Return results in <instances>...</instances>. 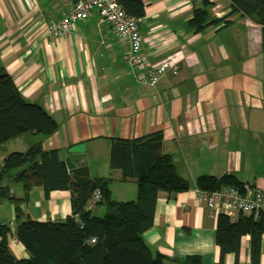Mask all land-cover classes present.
Masks as SVG:
<instances>
[{
	"label": "crops",
	"instance_id": "0c3cea01",
	"mask_svg": "<svg viewBox=\"0 0 264 264\" xmlns=\"http://www.w3.org/2000/svg\"><path fill=\"white\" fill-rule=\"evenodd\" d=\"M202 1L143 0L141 53L152 63L170 64L155 86L127 73V43L97 14L77 21L65 36L50 37L51 25L69 11L68 0H0V66L25 99L56 120L58 129L44 139V150H58L65 163L72 154H84L90 178L107 179L115 200L136 199L138 185L111 165V140L163 132L164 152L172 155L190 188L161 191L153 226L143 234L151 254L163 255L162 264H190L191 256L202 264H264V232L260 241L242 235L239 252L222 256L219 215L196 198L200 175L233 174L245 187L264 191L261 26L237 13L227 26L195 32L189 21ZM213 1L217 17L231 11L228 0ZM39 138L29 133L7 141L0 146V161ZM10 185L15 197H26L22 183ZM16 203L25 208L13 210ZM0 208V223L14 222L8 234L11 251L28 258L16 237L19 210L23 219L65 220L72 215L71 193L47 195L34 186L26 200H4ZM89 210L103 216L107 205L103 201ZM246 216L259 219L261 214Z\"/></svg>",
	"mask_w": 264,
	"mask_h": 264
},
{
	"label": "trees",
	"instance_id": "16d2710c",
	"mask_svg": "<svg viewBox=\"0 0 264 264\" xmlns=\"http://www.w3.org/2000/svg\"><path fill=\"white\" fill-rule=\"evenodd\" d=\"M117 1L129 15L137 18L145 15L143 0ZM228 1L231 11L222 17L214 15L213 0L196 5L189 21L192 29L202 32L210 27L227 26L230 17L239 13L261 26L264 50V0ZM57 129L52 115L42 105L25 99L13 77L0 66V146L29 133L40 137L27 150L11 152L0 161V204L4 200H26L34 186H42L47 195L53 190H67L72 203V215L65 220L23 219L22 209L19 210L16 237L29 252L28 258L15 257L8 242L11 226L0 223V264H162L163 255L151 254L143 234L153 226L161 191L176 194L190 188L189 180L178 173L172 155L164 152L163 132L111 140V165L120 168L125 179L135 178L138 185L136 199L119 201L112 198L107 179L75 176L58 150H44V139ZM14 182L23 184L26 192L23 199L13 195L10 184ZM196 183L197 188L206 191L224 186L245 189L233 174L200 175ZM97 189H101L107 205L103 216L85 210ZM263 232V213L259 219L240 213L236 221L219 214L217 241L222 256L239 252L242 235L250 233L260 241ZM93 237L96 242L91 243ZM187 262L202 264L198 256L189 257Z\"/></svg>",
	"mask_w": 264,
	"mask_h": 264
},
{
	"label": "built area",
	"instance_id": "2783aa9c",
	"mask_svg": "<svg viewBox=\"0 0 264 264\" xmlns=\"http://www.w3.org/2000/svg\"><path fill=\"white\" fill-rule=\"evenodd\" d=\"M68 2L69 11L59 22L51 25L50 37L65 36L77 21L86 20L97 14L113 28L122 42L127 43L128 48L123 56V67L127 73L134 74L138 82L155 86L160 77L170 69L169 62L155 64L143 56L141 53L143 37L139 18L129 15L117 0H68ZM196 198L212 209L214 214H226L232 221H235L236 215L240 213L244 215L264 214V191L259 188L245 187L241 190L232 186H224L216 191L197 188ZM102 201L103 193L101 189H97L85 210H89L92 205ZM3 223L12 226L14 222L4 220ZM90 242H96V237H93Z\"/></svg>",
	"mask_w": 264,
	"mask_h": 264
},
{
	"label": "water",
	"instance_id": "95a60500",
	"mask_svg": "<svg viewBox=\"0 0 264 264\" xmlns=\"http://www.w3.org/2000/svg\"><path fill=\"white\" fill-rule=\"evenodd\" d=\"M66 164L71 173L75 176L90 178V170L84 154H72L66 159ZM25 208L24 203H16L12 205V209Z\"/></svg>",
	"mask_w": 264,
	"mask_h": 264
},
{
	"label": "rangeland",
	"instance_id": "374dc122",
	"mask_svg": "<svg viewBox=\"0 0 264 264\" xmlns=\"http://www.w3.org/2000/svg\"><path fill=\"white\" fill-rule=\"evenodd\" d=\"M221 8H223V7H221ZM96 205V204H95ZM1 209V208H0ZM1 211V210H0ZM0 214H2V212H0ZM1 218V217H0Z\"/></svg>",
	"mask_w": 264,
	"mask_h": 264
}]
</instances>
